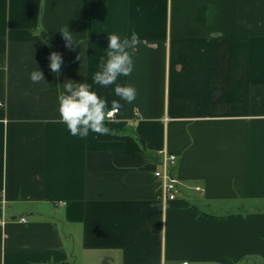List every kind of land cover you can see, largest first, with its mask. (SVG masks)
<instances>
[{
	"label": "crops",
	"instance_id": "1",
	"mask_svg": "<svg viewBox=\"0 0 264 264\" xmlns=\"http://www.w3.org/2000/svg\"><path fill=\"white\" fill-rule=\"evenodd\" d=\"M133 31L129 104L92 77L107 35ZM67 79L118 100L106 123L141 149L72 136ZM0 103V264H264V0H0ZM161 149L177 156L174 200Z\"/></svg>",
	"mask_w": 264,
	"mask_h": 264
},
{
	"label": "clouds",
	"instance_id": "2",
	"mask_svg": "<svg viewBox=\"0 0 264 264\" xmlns=\"http://www.w3.org/2000/svg\"><path fill=\"white\" fill-rule=\"evenodd\" d=\"M58 31L65 41V47L72 49L78 45L67 25ZM107 41L106 58H101L99 70L92 77L93 83L104 88L115 85V95L131 104L138 97L137 89L131 84H120L117 81L122 76H130L134 71V55L140 42L139 36L135 31L131 33L130 38L108 34ZM82 54L83 51L76 59L81 61ZM48 59L50 71L59 76L63 64L61 54L53 51ZM30 81L34 84L45 83L44 73L37 68L30 73ZM57 101L60 122L66 125L72 136L80 138L88 137L90 132L99 136L109 135L111 130L106 126V122L112 113L123 107L118 100H113L109 108L108 101L94 91L91 84L77 83L70 79L63 83V91L58 94Z\"/></svg>",
	"mask_w": 264,
	"mask_h": 264
},
{
	"label": "built area",
	"instance_id": "3",
	"mask_svg": "<svg viewBox=\"0 0 264 264\" xmlns=\"http://www.w3.org/2000/svg\"><path fill=\"white\" fill-rule=\"evenodd\" d=\"M117 112L112 113L109 120L113 119ZM159 155V167L155 169L154 175L161 182L160 198L163 200H174L180 193V181L171 171V167L177 162V156L169 153L167 149H161ZM197 190H201V188L198 187ZM20 220L26 222L25 217H21ZM181 264H188V262L185 261Z\"/></svg>",
	"mask_w": 264,
	"mask_h": 264
},
{
	"label": "trees",
	"instance_id": "4",
	"mask_svg": "<svg viewBox=\"0 0 264 264\" xmlns=\"http://www.w3.org/2000/svg\"><path fill=\"white\" fill-rule=\"evenodd\" d=\"M106 126L111 130V133L109 135H104V136L97 135L100 140H110V139L121 138L126 142V148L127 149H129V150H140L141 149V143H140L141 141L140 140H137L131 136L118 134L112 128L109 127L108 123H106Z\"/></svg>",
	"mask_w": 264,
	"mask_h": 264
}]
</instances>
